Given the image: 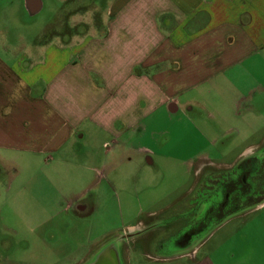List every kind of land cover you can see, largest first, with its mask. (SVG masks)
Wrapping results in <instances>:
<instances>
[{
  "label": "crops",
  "instance_id": "1",
  "mask_svg": "<svg viewBox=\"0 0 264 264\" xmlns=\"http://www.w3.org/2000/svg\"><path fill=\"white\" fill-rule=\"evenodd\" d=\"M28 2L25 0L23 7L29 16H36L43 8L41 0H34L31 7ZM100 17L95 14L90 19L91 28L84 31L87 18L74 15L71 19L79 21L81 30L65 32L59 36L62 39L39 47L37 52L21 53L11 64L0 60V174L5 163L23 167L15 172L13 182L22 174L26 176L24 169L33 162L25 156L17 158L18 153L48 154V163L58 155L67 166L79 155L75 144L85 139L97 148L113 144V150L103 154L105 161H131L127 150L147 164L160 158L176 160L170 153H159L162 144L156 135L177 132L164 126L171 125L177 115L188 118L193 111L201 114L210 109L199 95L210 96L216 82L223 88L232 77L235 94L218 96V106L230 101L232 107L226 113L214 109L218 121H224L228 114L235 117L233 108L249 102L243 115L250 119L247 130L253 134L264 127V115L259 114L264 110V0H106ZM245 80H250L248 88ZM84 125L87 128L82 130ZM189 130L193 134L188 144L191 150L197 149V144L193 145L200 137L208 146L221 141L215 136L204 138V132L213 133L207 127L192 124ZM145 139L150 142L142 143ZM263 149L264 137L261 144L245 148L243 154L252 156ZM198 155L200 152L191 151L184 163L194 165ZM95 161L99 162V156L90 153L86 162ZM203 164L212 163L207 160L195 165L196 177ZM78 169L91 171L81 166ZM206 177L208 182L216 178ZM88 186L84 193L94 187ZM175 192L158 197L153 205L162 204ZM82 193L75 194L68 204H75V212L87 214L96 208L98 200L83 203ZM192 195L193 186L181 201L163 205L160 213L187 206L194 216L195 202L189 199ZM254 204L244 215L223 224L259 208L262 201ZM187 224L178 223L173 230L180 236ZM137 228L128 227L130 233ZM210 234L182 244L178 240L179 249L170 256L146 255L149 262L134 263L128 258L127 264H264V230L260 237L251 236L245 242L225 239L203 252ZM232 243L235 246L227 253Z\"/></svg>",
  "mask_w": 264,
  "mask_h": 264
},
{
  "label": "rangeland",
  "instance_id": "2",
  "mask_svg": "<svg viewBox=\"0 0 264 264\" xmlns=\"http://www.w3.org/2000/svg\"><path fill=\"white\" fill-rule=\"evenodd\" d=\"M24 2L25 0H0V60H8L10 64L21 53L37 52L39 47L62 39L59 36L65 32L68 34L81 30L79 21L71 19L74 15L77 18L79 15L87 18L84 19L86 23L83 29L89 30L93 23L90 19L95 14L100 17L106 7V0H41L42 10L36 16H29L23 7ZM235 82L232 77L223 88L216 82L210 96L199 95L200 100L211 105L210 109H205L201 114V111H193L188 118L177 115L171 125H164L177 132L172 135H156L162 144L159 146V153H170L178 158L176 160L160 158L156 163L154 161L147 164L145 159L140 160L141 156H135L132 150H127L131 161L126 158L122 161L118 158L115 161H105L103 154L112 151L113 144L97 148L94 142L85 139L75 144L79 155L67 166L61 162L64 158L58 155L48 163V154L18 153L17 158L25 156L33 163L26 166V176L22 174L17 182H13L16 181L13 177L23 167L4 163L6 171L0 174V264H85L88 261H81L83 258L113 244L119 251L121 264H127L128 258H131L132 263L139 260L149 262L146 255L160 257L175 253L179 249L178 234L173 228L178 223L187 224L190 219L198 220L201 217L203 208L200 205L197 207V203L201 200L205 183L208 182L206 176L231 174L237 165L250 158V154H243L245 148L262 143L264 127L253 134L246 128L250 119H244L243 115L249 109V102L238 103L233 108L235 117L228 114L224 121L217 119L214 109L220 108L226 113L233 103L227 101L218 106V96L223 93L234 95ZM245 85L248 88L250 80H245ZM259 114L264 115V110ZM192 124L213 131L212 134L204 132V138L215 136L221 141L208 146L200 137L195 139L196 143L193 145L197 144V149L191 150L188 144L193 135L189 130ZM260 124L262 120L259 121ZM84 128L87 125L82 130ZM184 129L189 131L184 132ZM194 136L197 137L198 134L195 133ZM149 142V139H145L142 143ZM191 151L200 152L194 165L184 163ZM90 153L99 156V162H86ZM4 154L11 156L15 153L3 152L2 155ZM116 155L119 156V153L116 152ZM207 160L212 164L201 165L199 177H196L195 165ZM78 166L90 168L91 171L80 170ZM84 177H87L86 180ZM92 184L94 187L88 188L84 193L87 185ZM192 186L194 195L189 199L194 200L197 207L195 209L194 206V216L187 206L179 207L173 212L160 213L163 205L181 201L182 195ZM81 191L84 194L83 203H95L98 200L96 208L87 214L75 212V204L71 207L68 204ZM169 191L177 192L164 199L162 204L153 205L155 199ZM206 192L205 189L204 193ZM263 197L258 199V202L262 201L259 208L227 224H223L224 220L218 225L220 228L211 234L214 228L204 232L199 240L210 235L202 251L211 249L225 239L236 238L245 242L251 236H262ZM150 215L153 216L149 217ZM142 224L147 226L142 228L139 226ZM135 225L138 226L137 230L130 233L128 227ZM234 246L233 243L230 244L226 249L227 253Z\"/></svg>",
  "mask_w": 264,
  "mask_h": 264
},
{
  "label": "flooded vegetation",
  "instance_id": "3",
  "mask_svg": "<svg viewBox=\"0 0 264 264\" xmlns=\"http://www.w3.org/2000/svg\"><path fill=\"white\" fill-rule=\"evenodd\" d=\"M33 4L34 0H29L28 5L31 7ZM215 176L205 183L207 192L203 190L197 203V207L200 205L203 208L201 217L190 221L191 224L188 223L178 236L181 244L185 240L196 241L224 220L244 214L264 196V149L237 165L231 174Z\"/></svg>",
  "mask_w": 264,
  "mask_h": 264
},
{
  "label": "water",
  "instance_id": "4",
  "mask_svg": "<svg viewBox=\"0 0 264 264\" xmlns=\"http://www.w3.org/2000/svg\"><path fill=\"white\" fill-rule=\"evenodd\" d=\"M85 264H121L119 251L116 245H107L94 254Z\"/></svg>",
  "mask_w": 264,
  "mask_h": 264
}]
</instances>
